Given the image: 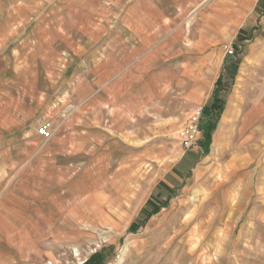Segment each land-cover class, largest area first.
<instances>
[{
    "label": "crops",
    "instance_id": "0c3cea01",
    "mask_svg": "<svg viewBox=\"0 0 264 264\" xmlns=\"http://www.w3.org/2000/svg\"><path fill=\"white\" fill-rule=\"evenodd\" d=\"M238 58L212 138L219 159L189 168L178 165L184 150L138 189L139 212L153 192L162 203L151 224L166 238L146 263L154 237L131 242L124 264H158L163 253L171 264L264 259L255 231L264 226V155L248 153L264 133V0H0V264L56 261L58 247L79 248L88 198L112 210L99 194L100 166L135 199L127 163L166 160L142 151L147 136L138 134L180 129ZM235 131L241 143L231 152Z\"/></svg>",
    "mask_w": 264,
    "mask_h": 264
},
{
    "label": "rangeland",
    "instance_id": "374dc122",
    "mask_svg": "<svg viewBox=\"0 0 264 264\" xmlns=\"http://www.w3.org/2000/svg\"><path fill=\"white\" fill-rule=\"evenodd\" d=\"M240 45H242L241 42ZM234 56H236V50ZM239 63L240 59L238 58L235 64L228 69L229 75L227 78H225V82L220 83L219 86H216L219 87L218 89L220 97L225 99L224 108L226 106L228 97L231 94ZM223 87L226 88V90L223 89ZM208 106L209 103L205 107H200L203 110L200 119L201 134L199 136L197 145L191 150H185L182 147L179 132L183 126L179 129L180 125L169 127L168 130L161 132L159 131L158 133L148 132L138 134L139 136H147L145 140V143L147 144L144 146L145 148L142 149V151L146 150L149 156L163 155L165 156L166 160L165 164H163V167H155L156 163L150 161L151 159L142 165L135 164L134 160L131 163H127V179L129 177L132 178L128 181L130 182V188L133 190V192L137 191L138 189L140 190L141 188H145L144 190H149L150 186L157 178L156 176L158 175L159 170H165L167 162L170 163L169 165L172 163L174 165L175 161L180 158L184 150L186 151V154L180 160L178 165L187 161L189 168L193 167L199 158L204 156H211L213 154L214 158L219 159L220 152L218 148L217 150H215V148L212 150V138L214 134H216L215 130L217 125H215V129L212 131L210 138L207 136L210 132V127H212L214 124L212 121H210V114L206 111V107ZM191 117H193V115ZM235 133V137H233L231 141H228V147L231 148V152H235V148L239 147L241 143L239 141V137L237 136L238 133L236 131ZM255 136L259 138V147L252 149V147H255L257 143L249 144L250 146L248 147V153L250 154V150L253 151L258 149L256 157H260L264 155V133H257ZM141 152L136 151L135 149L131 150V154L134 156L139 155ZM108 172L107 163L100 166L98 173L101 175V191H99V194H106L109 197L108 203L112 210L102 202L98 201L94 196H90L84 205L83 239L82 241L80 240L78 244H76L81 246H79V248H72L71 245H62L63 247H58L56 249L58 250L55 254L58 256L56 261L45 260L40 262V264H117L123 249L128 246L129 251H132L133 247H131V242L141 239V236H145L144 238H147L146 235L149 236L150 239L154 237V240H150V242L153 243L155 247L151 252L145 251L144 263L150 261L152 254L158 252V250L161 248L163 245L162 243L166 238V233L161 230L156 231L155 225L151 223L152 221H155L153 220L154 218L159 217V213L162 210L161 207L157 209L156 205L162 203L156 199V196L154 197L155 193L153 192L148 205L146 204L144 209L139 212V190L137 195L134 196L135 199L132 197V195L127 196V191H124L125 188L123 186H121L118 182L114 183L113 180L108 179ZM134 173L137 174L136 179L134 178ZM130 198H133L134 200L130 202ZM166 198L170 199L171 197L163 196V200ZM151 204L156 205L152 206ZM90 207H93V210H91ZM129 207H131L132 210L127 211ZM260 213L264 215V209L261 210ZM214 215L215 214L210 213L209 219H214ZM139 216L140 222H138L137 225L133 227L135 220ZM107 219H110L114 224H117V233L115 231L114 233L109 232V228H111L112 225L107 222ZM148 226H150L151 229H148L147 232L146 228ZM243 229L246 234L248 229L246 227ZM255 231L257 232V237L261 236L260 239L264 241V226L261 225L256 227ZM103 238H107V241H105ZM184 238H186V235H184V237L181 239L184 240ZM263 250L264 243H262L260 246V251ZM171 253L172 251L169 252V254ZM156 257H158V254ZM160 257L157 258L158 264L172 263L171 257L166 255V253H163ZM189 262L191 261H186L187 264H189ZM254 262L257 264H264V259L256 260Z\"/></svg>",
    "mask_w": 264,
    "mask_h": 264
},
{
    "label": "built area",
    "instance_id": "2783aa9c",
    "mask_svg": "<svg viewBox=\"0 0 264 264\" xmlns=\"http://www.w3.org/2000/svg\"><path fill=\"white\" fill-rule=\"evenodd\" d=\"M227 50L229 55L232 56L235 54V49L233 47H228ZM202 112V108H197L193 117L184 123L179 132L180 141L183 149L185 150H191L199 141V136L201 134L200 119ZM38 133L45 139H50L52 135L48 125H42L39 128Z\"/></svg>",
    "mask_w": 264,
    "mask_h": 264
},
{
    "label": "trees",
    "instance_id": "16d2710c",
    "mask_svg": "<svg viewBox=\"0 0 264 264\" xmlns=\"http://www.w3.org/2000/svg\"><path fill=\"white\" fill-rule=\"evenodd\" d=\"M220 83L217 85L219 86ZM219 87H216L213 97L209 100V106L206 107L207 113L210 114V121H212L214 124L212 127H210V132L208 133V137L210 138L212 131L215 129V125H217L218 121L220 120V117L224 111V102L225 99L221 98L219 95ZM148 205V204H147ZM140 216L135 220L133 227L137 225ZM92 264V263H90Z\"/></svg>",
    "mask_w": 264,
    "mask_h": 264
},
{
    "label": "bare ground",
    "instance_id": "6f19581e",
    "mask_svg": "<svg viewBox=\"0 0 264 264\" xmlns=\"http://www.w3.org/2000/svg\"><path fill=\"white\" fill-rule=\"evenodd\" d=\"M134 144H135V143H134ZM103 239H104L105 241H107V238H103ZM128 251H129V247L126 246V247L123 249L121 256L119 257V259H118V263H117V264H124V262H125V258H126V256H127Z\"/></svg>",
    "mask_w": 264,
    "mask_h": 264
}]
</instances>
